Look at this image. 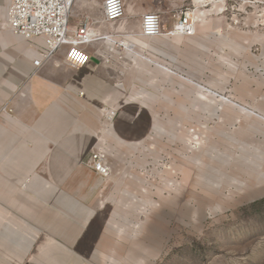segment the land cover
<instances>
[{
  "label": "rangeland",
  "instance_id": "obj_1",
  "mask_svg": "<svg viewBox=\"0 0 264 264\" xmlns=\"http://www.w3.org/2000/svg\"><path fill=\"white\" fill-rule=\"evenodd\" d=\"M184 6L203 49L186 47L187 39L177 50L159 48L154 43L162 39L139 33L138 42L152 47L121 49L131 69L120 73V91L143 88L138 75L180 83L165 93L173 101L143 104L150 113L143 136L119 149L104 144L112 160L132 166L129 211L119 218L126 229L118 227V244L104 249L101 264H264V0ZM173 25L171 19L166 31ZM123 35L115 38L123 42ZM205 42L213 49L206 52ZM177 56L176 63L165 58ZM155 62L187 76L167 77ZM206 85L217 92L201 90Z\"/></svg>",
  "mask_w": 264,
  "mask_h": 264
},
{
  "label": "crops",
  "instance_id": "obj_2",
  "mask_svg": "<svg viewBox=\"0 0 264 264\" xmlns=\"http://www.w3.org/2000/svg\"><path fill=\"white\" fill-rule=\"evenodd\" d=\"M123 2L124 17L106 22L101 5L98 15L90 13L96 0H74L69 29L89 17L101 34L131 35L140 49L150 48L152 44L136 37L142 14L159 12L166 31L172 10L184 5L166 0ZM6 7L7 0H0V264H101L104 249L114 241L118 244V227L126 229L119 218L129 211L131 193L125 180L132 166L125 159L112 160L104 144L119 149L143 136L150 117L144 105L173 101L165 93L170 86L175 92L180 82L138 75L143 88L130 94L120 91L115 84L121 72L122 77L131 69V58L116 49L105 64L109 53L103 40L84 46L90 62L82 69L64 64L63 46L33 74L32 61L44 45L41 40L27 42L3 27ZM181 39L190 40L186 47H203L197 34L163 37L154 45L177 50ZM210 43L205 42L206 52L213 49ZM154 66L167 77L187 76L175 65ZM128 77L122 79L126 87ZM188 78L193 84L194 78ZM206 86L201 90L217 92ZM116 106L113 125L107 126L105 111ZM91 150L105 153L111 168L108 177L84 164Z\"/></svg>",
  "mask_w": 264,
  "mask_h": 264
},
{
  "label": "built area",
  "instance_id": "obj_3",
  "mask_svg": "<svg viewBox=\"0 0 264 264\" xmlns=\"http://www.w3.org/2000/svg\"><path fill=\"white\" fill-rule=\"evenodd\" d=\"M166 1L173 3L185 0ZM73 2L74 0H7V21L3 27L27 42L41 40L44 45V50L38 52L32 61L33 74L63 46L65 47L64 64L76 69H82L89 64L90 56L84 46L92 42L98 40L107 42L109 55L104 60L105 64L110 63V56L116 49H127L124 42L130 40L131 35H123L125 37L123 42L117 41L113 34H101L94 27L96 22L89 17H84L78 21L75 28L69 29ZM101 9L106 22H114L124 17L123 0H103ZM171 17L174 20L172 30L163 31L159 12L150 11L142 14L139 36L162 39L167 36L194 34L190 8L181 5L172 10ZM77 94L84 96L83 90H79ZM118 108V106L109 107L105 111V119L110 125H113ZM2 110L5 111L6 106ZM84 164L103 177L110 175L111 168L103 151L91 150ZM22 186L24 187L25 184Z\"/></svg>",
  "mask_w": 264,
  "mask_h": 264
},
{
  "label": "bare ground",
  "instance_id": "obj_4",
  "mask_svg": "<svg viewBox=\"0 0 264 264\" xmlns=\"http://www.w3.org/2000/svg\"><path fill=\"white\" fill-rule=\"evenodd\" d=\"M134 44H135V43H133V42L131 41V38H130V40H127V41L124 42V45H125L126 48H127L128 50H130V51L133 50L132 47H134ZM207 91H208V90H207ZM213 94H214V93H213ZM215 96H216V97H219V95H216V94H215ZM221 101H222V102H223V101H226V99H221Z\"/></svg>",
  "mask_w": 264,
  "mask_h": 264
}]
</instances>
